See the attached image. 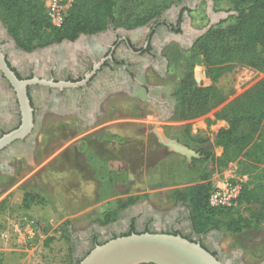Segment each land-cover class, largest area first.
I'll return each mask as SVG.
<instances>
[{
  "label": "rangeland",
  "instance_id": "374dc122",
  "mask_svg": "<svg viewBox=\"0 0 264 264\" xmlns=\"http://www.w3.org/2000/svg\"><path fill=\"white\" fill-rule=\"evenodd\" d=\"M114 1L113 24L127 29L183 2L189 5L192 30L203 29L222 11L229 14L218 23H233L244 6L236 0ZM197 40L192 46L177 40L167 45L168 75L157 81L173 90L175 107L169 116L126 95L106 109L119 122L99 140L84 134L82 145L72 141L79 129L75 123L72 131L71 118L56 119L48 110L37 119L31 132L33 149L27 158L16 157L9 163L10 171L0 175V264H74L82 239L97 235V230L118 228L128 209L146 204L166 214L180 211L179 202L188 209L197 235L217 230L220 249L239 254L241 264L264 261V150L248 147L223 165L218 159L224 148L217 140L219 129L230 126L223 109L264 79V67L230 61L224 63L230 67L212 80ZM190 73L197 86L216 89L205 112L191 110L190 97L177 93ZM159 96L165 98L163 93ZM155 126L201 156L189 160L171 150L159 141ZM224 182L241 184L243 197L237 205L219 209L211 205L210 194ZM192 183L211 185L210 208L197 209L176 199L174 190Z\"/></svg>",
  "mask_w": 264,
  "mask_h": 264
},
{
  "label": "flooded vegetation",
  "instance_id": "af4514ba",
  "mask_svg": "<svg viewBox=\"0 0 264 264\" xmlns=\"http://www.w3.org/2000/svg\"><path fill=\"white\" fill-rule=\"evenodd\" d=\"M0 20L1 52L19 78L38 76L55 82H76L90 75L86 83L78 87L41 83L28 85L34 123L49 110L55 116L79 117L86 125L90 124L101 116L100 104L114 95L134 96L162 116L173 112L175 100L171 85L160 84L157 80L167 78L169 60L165 51L167 45L175 40L173 35L181 36L182 43L179 44L182 45L188 44V38L193 35L187 2L156 14L138 28L127 29L109 23L103 31L80 34L74 40L55 41L32 51L23 49L1 17ZM160 93L164 94V99L160 98ZM21 123V107L14 86L0 66V138L17 129ZM31 132L0 150V175L10 171L9 163L19 155L27 158L35 145ZM177 208L180 211L166 214L158 213L146 204L143 209H128L118 228L111 226L106 231L97 230V235L82 239L75 262L95 245L112 237L132 232L162 231L200 242L224 264H241L239 254L220 249L217 230L197 235L190 223L188 209L181 202Z\"/></svg>",
  "mask_w": 264,
  "mask_h": 264
},
{
  "label": "trees",
  "instance_id": "16d2710c",
  "mask_svg": "<svg viewBox=\"0 0 264 264\" xmlns=\"http://www.w3.org/2000/svg\"><path fill=\"white\" fill-rule=\"evenodd\" d=\"M236 1L244 6L238 9L235 22L224 24L226 21L223 20L196 42L205 56L207 73L212 80L219 78L230 67V64H224L230 61L264 67V0ZM0 17L18 44L32 51L55 41L74 40L82 33L105 30L109 23L115 21V1L74 0L60 26L51 23L44 0H0ZM177 93L190 97L189 108L202 113L210 105L216 89L214 86H197L190 73L183 78ZM222 112L230 126L220 128L217 134L218 143L224 148L218 159L221 164L227 165L235 160L248 147L255 152L264 150L261 139L264 128V79L238 96ZM211 189L210 184L192 183L174 190V196L197 209L210 208ZM242 197L243 191L239 202Z\"/></svg>",
  "mask_w": 264,
  "mask_h": 264
},
{
  "label": "water",
  "instance_id": "95a60500",
  "mask_svg": "<svg viewBox=\"0 0 264 264\" xmlns=\"http://www.w3.org/2000/svg\"><path fill=\"white\" fill-rule=\"evenodd\" d=\"M228 14V12H219L203 29L192 30L190 27V32L193 35H190L188 38V44L183 45L192 46L200 36ZM82 35L87 34L82 33ZM173 37L182 43L181 36L173 35ZM0 66L14 86L22 113V123L20 126L0 138V150L14 140L26 137L34 127L33 108L28 95V85L41 83L58 87H78L85 84L88 77H90V75H87L86 79L76 82L64 80L55 82L53 79L40 78L38 76L32 79H21L6 63L4 55L1 52V44ZM153 131L162 144L175 152L187 156L189 160L193 157L201 156L200 153L180 142L177 138L167 136L158 126H155ZM77 264H224V262L200 242L189 239L181 234L144 231L119 235L97 244ZM258 264H264V261Z\"/></svg>",
  "mask_w": 264,
  "mask_h": 264
},
{
  "label": "built area",
  "instance_id": "2783aa9c",
  "mask_svg": "<svg viewBox=\"0 0 264 264\" xmlns=\"http://www.w3.org/2000/svg\"><path fill=\"white\" fill-rule=\"evenodd\" d=\"M71 3V1L65 2L64 0H47V13L53 25L63 24ZM241 193V184L224 182L211 192L210 203L215 207L229 208L238 204Z\"/></svg>",
  "mask_w": 264,
  "mask_h": 264
},
{
  "label": "crops",
  "instance_id": "0c3cea01",
  "mask_svg": "<svg viewBox=\"0 0 264 264\" xmlns=\"http://www.w3.org/2000/svg\"><path fill=\"white\" fill-rule=\"evenodd\" d=\"M122 97L119 96V95H114L112 96V99L113 100H105L103 103L100 104V107L102 108V113H101V116H99V118L95 119L92 123L90 124H85L83 119L77 117H58V116H55L56 119H67V118H71V124L74 125V126H71L72 127V131H75V123L77 124V129L78 132H73L74 133V137L72 138V141L75 142L79 145L81 144L82 145V142H84V134L88 135V137H91L92 140H99L100 138V135L101 134H104L105 130L108 129V127H110L111 125L115 126L117 124V122L119 121H116V120H112L111 119V114H110V111H106L109 110V106H111L112 103L115 102H118L119 99H121ZM108 107V108H107ZM109 114V116H108ZM113 119H115L116 117H112ZM66 125H70V123L68 124L67 122H65ZM74 127V128H73ZM87 132V133H86ZM83 137V138H82ZM96 143V142H95ZM150 144V142H149ZM146 159H147V153H146ZM111 175H114V174H111ZM126 175H124L125 177ZM111 182H113V180H110Z\"/></svg>",
  "mask_w": 264,
  "mask_h": 264
},
{
  "label": "bare ground",
  "instance_id": "6f19581e",
  "mask_svg": "<svg viewBox=\"0 0 264 264\" xmlns=\"http://www.w3.org/2000/svg\"><path fill=\"white\" fill-rule=\"evenodd\" d=\"M203 75V74H200V76Z\"/></svg>",
  "mask_w": 264,
  "mask_h": 264
}]
</instances>
